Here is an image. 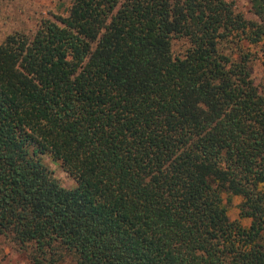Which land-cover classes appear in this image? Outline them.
I'll list each match as a JSON object with an SVG mask.
<instances>
[{
	"label": "trees",
	"instance_id": "trees-1",
	"mask_svg": "<svg viewBox=\"0 0 264 264\" xmlns=\"http://www.w3.org/2000/svg\"><path fill=\"white\" fill-rule=\"evenodd\" d=\"M247 2L252 19L224 0H72L5 36L0 237L37 264H264V0Z\"/></svg>",
	"mask_w": 264,
	"mask_h": 264
},
{
	"label": "rangeland",
	"instance_id": "rangeland-1",
	"mask_svg": "<svg viewBox=\"0 0 264 264\" xmlns=\"http://www.w3.org/2000/svg\"><path fill=\"white\" fill-rule=\"evenodd\" d=\"M231 4L235 12L246 19H252L247 0H224ZM72 0H0V43L5 36L13 32L31 34L39 23L44 19L53 20L58 16H65ZM186 44L183 40H173L171 45L172 54L180 56ZM251 77L253 83H264V68L258 61L251 64ZM42 163L50 171L52 177L65 189L74 186V181L60 167L58 162L47 156L42 157ZM238 199L233 198L228 205V218L230 221H238L246 226L248 221L238 217ZM264 245V234H263ZM0 264H37L26 251L8 243L0 237ZM58 264H68L67 261Z\"/></svg>",
	"mask_w": 264,
	"mask_h": 264
}]
</instances>
